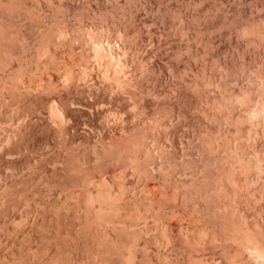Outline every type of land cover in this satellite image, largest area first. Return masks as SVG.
<instances>
[{
	"label": "rangeland",
	"instance_id": "obj_1",
	"mask_svg": "<svg viewBox=\"0 0 264 264\" xmlns=\"http://www.w3.org/2000/svg\"><path fill=\"white\" fill-rule=\"evenodd\" d=\"M23 1L0 14V264H263L264 0Z\"/></svg>",
	"mask_w": 264,
	"mask_h": 264
},
{
	"label": "bare ground",
	"instance_id": "obj_2",
	"mask_svg": "<svg viewBox=\"0 0 264 264\" xmlns=\"http://www.w3.org/2000/svg\"><path fill=\"white\" fill-rule=\"evenodd\" d=\"M18 1H19L18 4H20V2H22L23 0H22V1H21V0H0V14H2V16H5V17H6V20H7V18H9V19L11 18V19H12V22H15L16 19L22 18V17H19V16H18L19 18H16V14L13 13V11L10 12V10L12 9V6L14 7L15 4L17 5V2H18ZM25 1H26V0H25ZM29 1H30V0H29ZM29 1H26V2H29ZM44 1H45V0H44ZM60 1H61V0H60ZM23 2H24V1H23ZM30 2H34V1H30ZM30 2H29V3H30ZM45 2H46V1H45ZM52 2H53V1H52ZM52 2H50V3H52ZM39 3H41V2H39ZM24 4H25V2H24ZM47 4H48V3H47ZM47 4H46V5H47ZM52 4H53V3H52ZM52 4H51V5H52ZM59 4H60V3H59ZM21 5H23V3L20 4L19 7L15 6L13 9H15V10L17 9V10H18V8L22 7ZM28 5H29V4H28ZM30 5H32V4H30ZM38 5H39L38 7L40 8V5H41V4H38ZM25 6H26V5H25ZM32 6H33V5H32ZM35 6H36V3H35ZM48 6H49V5H48ZM48 6H47V7H48ZM52 6H53V5H52ZM26 7H27V6H26ZM36 7H37V6H36ZM10 8H11V9H10ZM34 8H35V7H34ZM13 9H12V10H13ZM22 9H23V8H22ZM26 9H27V8H26ZM26 9H25V10H26ZM28 9H29V6H28ZM28 9H27V10H28ZM31 9H32V8H31ZM15 10H14V11H15ZM27 10H26V11H27ZM33 10H34V9H33ZM8 11H9V12H8ZM36 11H38V10H36ZM2 12H3V13H2ZM17 12H18V11H17ZM17 12H16V13H17ZM22 12H23V11H22ZM30 12H32V11L30 10ZM42 12H43V11H42ZM4 13H6V14H4ZM9 13H13V14L15 15V16H13L14 18H16L14 21H13L14 18L12 17V15H11V17H10V14H9ZM19 13H20V12H18L17 15H18ZM24 13H25V12H24ZM33 13H34V12H33ZM33 13H31V14H33ZM8 14H9V16H8ZM26 14H27V13H26ZM34 14H36V12H35ZM42 14H43V13H42ZM6 15H7V16H6ZM27 15H30V14H27ZM36 15H37V14H36ZM39 15H40V17H41V14H39ZM39 15H38V16H39ZM30 16H31V15H30ZM38 16H37V18H38ZM34 17H35V16H34ZM34 17H33V19H34ZM40 17H39V18H40ZM46 17H48V16H46ZM35 19H36V18H35ZM40 19H42V18H40ZM44 19H45V18H44ZM1 20H2V21H5V20L0 16V22H2ZM19 20H20V19H19ZM24 20H26V19H24ZM31 20H32V19H31ZM45 20H46V19H45ZM48 20H49V19H48ZM9 21H10V20H9ZM9 21H7V23H8ZM27 21H28V20H27ZM33 21H34V20H33ZM40 21H41V20H40ZM49 21H50V20H49ZM16 22H17V21H16ZM23 22H24V21H23ZM23 22H21V23H23ZM31 22H32V21H31ZM2 23H3V25H4V22H2ZM2 23H0V36H1L0 41L4 40V41H2V42H5V41H6L7 44H9V45H7V44H5V43H4V46H2V44H0V45L4 48V50L7 49V48H5V45H6V46H12V49H13V45H14V43H11V42H10V43L12 44V45H10V43H8V41H7V38H9V36H11L10 33H12V37H13V36L15 37L14 34H16L17 32L14 33L15 31H12V29H11L12 32L9 31V28L12 27V26H14V25L11 26V21H10V23H9L10 26H9L8 28L6 27L7 24L5 25L6 30L4 29L5 27L2 28V26H1ZM5 23H6V22H5ZM39 23H40V22H39ZM9 24H8V25H9ZM17 24H19V22H17ZM41 24H42V23H41ZM46 24H47V23H46ZM16 26H17V25H15V27H16ZM20 26H21V25H20ZM37 26H38V25H37ZM39 26H41V25H39ZM47 26H48V24H47ZM18 27H19V26H18ZM44 27H46V25H44ZM20 28H21V27H20ZM38 28H39V27H38ZM47 28H48V27H47ZM47 28H46V29H47ZM7 29H8V30H7ZM17 29H18V28H17ZM40 29H43V31H44L45 28L41 27ZM40 29H39V30H40ZM15 30H16V28H15ZM23 30H25V29H23ZM61 30H62V29H61ZM64 30H65V29H64ZM4 31H5V32H4ZM7 31H8V34H6ZM43 31H42V32H43ZM9 32H10V33H9ZM18 32H19V29H18ZM21 32H22V31H21ZM46 32L49 33L47 30H46ZM46 32L43 33V36H44V34H47ZM51 32H52V31H51ZM51 32H50V33H51ZM62 32H63V31H62ZM22 33H23V32H22ZM22 33H21V34H22ZM60 33H61V31H60ZM40 34H42L41 31H40ZM54 34L56 35V33H54ZM58 34H59V33H58ZM58 34H57V35H58ZM61 34H62V33H61ZM3 35H4V36L8 35V36H7V38H6V37H4ZM16 35H19V33H17ZM23 35H24V34H23ZM51 35H52V34H51ZM51 35H50V37H51ZM2 36H3V37H2ZM43 36H42V37H43ZM53 36H54V35H53ZM58 36H60V35H58ZM61 36H62V35H61ZM66 36H68V34H67ZM12 37H11V39L9 38L8 40L12 41ZM14 37H13V38H14ZM17 37H18V39H19V36H17ZM20 37H21V35H20ZM23 37H24V36H23ZM48 37H49V35H48ZM50 37L48 38L49 41H50ZM62 37H63V36H62ZM62 37H61V38H62ZM3 38H4V39H3ZM24 38H25V37H24ZM57 38H58V37H57ZM16 39H17V38H16ZM63 39H66V37L63 38ZM19 40H20V39H19ZM19 40H18V42H19ZM22 40H24V39H22ZM26 40H27V39H26ZM28 40H29V39H28ZM54 40H56V39H53L52 41H54ZM57 40L60 41V39H57ZM57 40H56V41H57ZM52 41H50V42L52 43ZM65 41H67V40H65ZM14 42H15V41H14ZM21 42H22V41H21ZM24 42H25V41H24ZM26 42H27V41H26ZM29 42H30V40H29ZM50 42H49V43H50ZM63 42H64V41H63ZM97 42H98V41H97ZM97 42H96V43H97ZM99 42H100V41H99ZM16 43H17V42H16ZM16 43H15V44H16ZM105 43H106V42H105ZM108 43H110V42H108ZM113 43H114V42H113ZM115 43H116V42H115ZM115 43H114V44H115ZM26 44H27V43H26ZM31 44H32V43H31ZM31 44H30V46L28 45V47L25 48V49H28V48L30 47V49H28V50H31V47H32ZM64 44H65V42H64ZM89 44H90V43H88V45H89ZM99 44H101V43H99ZM111 44H112V42H111ZM16 45H17V44H16ZM24 45H25V44H24ZM49 45H50V44H49ZM59 45H60V44H59ZM62 45H63V44H62ZM85 45H86V44H85ZM97 45H98V44H97ZM97 45H96V46H97ZM105 45H107V44H105ZM116 45H117V44H116ZM1 46H0V49H2ZM18 46H19V45H18ZM53 46H54V45H53ZM53 46H52V47H53ZM55 46H56V45H55ZM63 46H66V45H63ZM91 46H92V45H91ZM93 46H94V45H93ZM96 46H95V47H96ZM99 46H101V45H99ZM107 46H108V45H107ZM117 46H118V45H117ZM23 47H24V46H23ZM57 47H58V46H57ZM60 47H61V46H60ZM60 47H59V48H60ZM97 47H98V46H97ZM8 48H9V47H8ZM33 48H34V46H33ZM54 48H55V47H54ZM61 48H62V47H61ZM99 48H100V47H99ZM102 48L104 49L105 46L102 47ZM107 48H108V47H107ZM112 48L114 49V47H112ZM112 48H111V49H112ZM118 48H119V47H118ZM9 49H10V48H9ZM9 49H8V50H9ZM12 49H11V50H12ZM20 49H21V48H20ZM23 49H24V48H23ZM47 49H48V47H47ZM47 49H46V50H47ZM50 49H51V47H50ZM57 49H58V48H57ZM95 49H97L96 52L94 51L95 53H97V52L99 53V52H100V51H99L100 49H99V50H98V48H95ZM105 49H106V48H105ZM105 49L102 50V52L105 51ZM4 50H3L2 52H6V53H5V54H6V58H8L9 56H7V53H8L9 51H7V50L4 51ZM14 50H17V46H15V49H14ZM92 50H93V49H92ZM92 50H91V51H92ZM0 51H1V50H0ZM23 51H24V50H23ZM26 51H27V50H26ZM26 51H25V53H26ZM49 51H50V50H49ZM49 51L47 50L48 53H49ZM51 51H52V50H51ZM51 51H50V52H51ZM57 51H58V50H57ZM116 51H117V50H116ZM12 52H13V51H12ZM110 52H111V51H110ZM30 53H31V52H30ZM38 53H39V52H38ZM38 53H37V55H38ZM42 53H44L43 55L46 56V52H42ZM106 53H107V52H106ZM116 53H117V52H116ZM3 54H4V53H3ZM8 54H9V53H8ZM14 54H15V53H14ZM53 54H54V53H53ZM99 54H100V53H99ZM99 54H98V55H99ZM0 55H1V56H0V58H1V57H2V54H0ZM29 55H30V54H29ZM33 55H34V54H33ZM43 55L40 56V54H39L40 58L43 57ZM50 55H52V54L49 53V57H50ZM95 55H96V54H95ZM106 55H107V54H106ZM109 55H112V54L110 53ZM3 56H4V55H3ZM15 56H16V54H15ZM15 56H14V57L12 56V59L15 58ZM47 56H48V55H47ZM101 56H102V53H101ZM104 56H105V55H104ZM33 57H34V56H33ZM51 57H52V56H51ZM94 57H95V56H94ZM98 57H99V56L96 55V59H97ZM102 57H103V56H102ZM3 58H4V57H3ZM9 58H10V57H9ZM38 58H39V57H38ZM52 58H53V60H54V58H56V56H55V57H52ZM100 58H101V57H100ZM10 59H11V58H10ZM10 59H9V60H10ZM15 59H16V58H15ZM50 59H51V58H50ZM102 59H103V58H102ZM13 60H14V59H13ZM37 60H38V59H37ZM40 60H41V59H40ZM40 60H38V61H40ZM97 60H98V59H97ZM100 60H101V59H100ZM1 61H3V60H1ZM1 61H0V63H1ZM41 61H42V60H41ZM101 61H102V60H101ZM7 62H8V61H7ZM13 62H14V61H13ZM47 62H48V61H47ZM45 63H46V60H45ZM50 63H51V62H50ZM55 63H56V61H55ZM3 64H4V62H3ZM9 64H10V63H9ZM43 64H44V62H43ZM52 64H53V63H52ZM52 64H51V65H52ZM1 65H2V64H1ZM4 65H6V64H4ZM47 65H48V64H47ZM47 65H46V67H47ZM8 66H11V64L8 65ZM8 66H5L4 69H6V67L8 68ZM3 67H4V66H3ZM48 67H49V66H48ZM4 69H3V71H4ZM3 75H4V73H3ZM259 78H261V77H259ZM263 78H264V77H263ZM261 79H262V78H261ZM258 80H259V79H258ZM261 81H262V80H261ZM263 82H264V80H263ZM263 82H262V83H263ZM258 86H259V85H258ZM260 86H261V83H260ZM263 86H264V85H263ZM261 87H262V86H261ZM262 90H263V89H262ZM254 107H255V106H254ZM254 107H253V108H254ZM262 107H263V106H262ZM262 107H261V108H262ZM251 108H252V107H251ZM257 108H258V107H257ZM257 108H256V109H257ZM261 108H259V109H261ZM256 109H254V111H255ZM248 110H250V109H248ZM246 111H247V110H245V112H246ZM254 111L251 110V111H250V114L252 115V114L257 113L256 111H255V112H254ZM258 111H259V110H258ZM262 111H263V110H262ZM260 113H261V112H260ZM245 114H246V113H245ZM247 114L249 115V112H248ZM247 114H246V115H247ZM257 114H258V113H257ZM262 114H263V113H262ZM251 115H249V116H251ZM255 115H256V114H255ZM259 115H261V114H259ZM259 115H257V116H259ZM257 116H255V117H257ZM261 116H262V115H261ZM252 117H253V116H252ZM252 117H251V118L249 117V118L252 119ZM263 117H264V116H263ZM263 117H262V118L258 117V118H260V120H261V119H263ZM247 118H248V117H247ZM258 118H256V120H257ZM250 119H248V120H250ZM254 119H255V118H254ZM252 120H253V119H252ZM263 120H264V119H263ZM253 121H254V120H253ZM253 121H250V122L252 123ZM258 121H259V120H258ZM256 122H257V121H256ZM263 122H264V121H263ZM263 122H262V123H263ZM258 123H259V122H258ZM262 123H261L260 125H262ZM263 125H264V123H263ZM209 151H210V150H209ZM211 152H212V151H211ZM255 156H256V155H255ZM257 157H259V156H257ZM238 158H239V157H238ZM261 158H262V157H261ZM257 159H259V158H257ZM262 160H263V159H262ZM239 161H240V162L237 161V163H240V165H241V160H240V158H239ZM255 161H256V160H254V162H255ZM258 161H259V160H258ZM258 161H257V162H258ZM260 161H261V160H260ZM263 162H264V160H263ZM263 162H262V163H263ZM231 163H232V162H231ZM262 163H261V164H262ZM227 164H228V163H227ZM234 164H235V163H234ZM234 164H231V165H234ZM248 164H249V163H248ZM252 164H253V163H252ZM263 164H264V163H263ZM263 164H262V165H263ZM253 165H254V164H253ZM253 165H252V166H253ZM256 165H257V164H256ZM258 165L260 166V164H258ZM262 165H261V166H262ZM235 166H236V165H235ZM248 166H250V165H248ZM254 166H255V165H254ZM259 166H258V167H259ZM242 167H243V165H242ZM242 167H241V169L244 171V169H243ZM229 168H230V167H229ZM233 168H234V166H233ZM239 168H240V167H239ZM239 168H237V169H239ZM244 168H246V167H244ZM255 168H256V167H255ZM262 168H263V167H262ZM262 168H261V169H262ZM230 169H231V168H230ZM235 169H236V168H235ZM241 169H240V170H241ZM256 169H258V168H256ZM263 169H264V168H263ZM242 170H241V171H242ZM252 170H253V169H252ZM254 170H255V169H254ZM243 171H242V172H243ZM256 171H258V170H256ZM259 171H260V170H259ZM259 171H258V172H259ZM262 171H263V170H262ZM262 171H260V173H261ZM231 172H232V171H231ZM240 173H241V172H240ZM260 173H258V174L255 173V174H256V176H259ZM227 174H228V173H227ZM247 174H248V173H247ZM262 174H264V173H262ZM262 174H261V175H262ZM242 175L244 176V175H245V172H243ZM222 176H223V175H222ZM225 176H226V175H225ZM225 176H224V177H225ZM231 176H233V178H234V175H231ZM235 177H237V176H235ZM241 177H242V176H241ZM246 177H248V176L246 175ZM250 177H252V176H250ZM221 178H222V177H221ZM227 178L229 179L228 176H226V180H228ZM230 178H231V177H230ZM248 178H249V177H248ZM254 178H255V175H254ZM239 179H240V177H239ZM239 179H238V180H239ZM251 179H252V178H251ZM257 179H258V178H257ZM226 180H225V183L227 182ZM233 180H234V179H233ZM233 180H232V178L230 179V181H231L232 183L237 181L236 179H235L236 181H233ZM241 180H242V179H241ZM228 181H229V180H228ZM230 181H229V182H230ZM245 181H246V180H245ZM249 181H250V183H251V180H249ZM249 181H248V183H249ZM254 181H255V179H254ZM254 181H253V183H256V182H254ZM256 181H257V180H256ZM229 182H228V184H229ZM240 182H241L242 185H243V182H242V181H240ZM221 183H223V180H222ZM225 183H224V184H225ZM232 183H230V184H232ZM237 183H238V182H237ZM241 183H239V185H240ZM245 183H246V182H245ZM224 184H223V185H224ZM230 184H229V185H230ZM223 185H220V186H222V188H223ZM232 185L235 186L236 183H235V185H234V183H233ZM232 185H231V187H232ZM248 185H249V184H248ZM246 186H247V185H246ZM249 186H250V185H249ZM257 186H259V185H257ZM218 187H219V186H218ZM228 187H229V186H228ZM231 187H230L229 189H231ZM240 187H241V186H240ZM232 188H233V187H232ZM243 188H244V187H243ZM249 188H250V187H249ZM253 188H254V187H252V188H250V189L252 190ZM257 188H258V187H257ZM260 188H261V187H260ZM226 189H227V187H226ZM234 189H235V187H234ZM238 189H239V188H238ZM254 189H255V188H254ZM212 190H214L213 187H212ZM221 190H222V189H221ZM231 190H233V189H231ZM231 190H229V191H231ZM240 190H241V188H240ZM242 190H244V189H242ZM242 190H241V191H242ZM247 190H248L249 193H250V190H249L248 188H247ZM222 191H223V190H222ZM225 191H226V190H225ZM225 191H224V192H225ZM234 191H235V190H234ZM256 191H257V190H256ZM224 192H222V194H224ZM231 192H232V191H231ZM239 192H240V191H239ZM244 193H245V191H244ZM253 193H254V192H253ZM253 193H252V195H253ZM225 194H226V192H225ZM225 194L223 195V197H225ZM228 194H229V193H228ZM233 194H234V196H235V192H234ZM255 194H256V192H255ZM257 194H258V193H257ZM257 194H256V196H257ZM259 194H260V193H259ZM263 194H264V193H263ZM231 195H232V193H231ZM231 195L229 194V196H231ZM236 195H237V194H236ZM250 195H251V194H250ZM250 195H248L247 197L249 198ZM252 195H251V196H252ZM260 195H261V194H260ZM226 196H227V195H226ZM244 196H245V195H244ZM251 196H250V201H251L252 199L254 200V197L252 198ZM258 196H259V195H258ZM237 197H238V196H237ZM263 197H264V195L262 196V200H263ZM230 198H231V197H230ZM235 198H236V197H235ZM240 198H242L241 195H240ZM248 198H246L247 201H248ZM227 199H228V198H227ZM242 199H243V198H242ZM224 200H225V198H224ZM224 200H223V201H224ZM234 200H235V199H234ZM236 200H237V199H236ZM253 200H252V201H253ZM258 200L261 201V199H259V198H258ZM258 200H257V201H258ZM226 201H227V200H226ZM232 201H233V199H232ZM236 202H238V201H236ZM236 202H235V203H236ZM240 202H241V201H240ZM240 202H239V203H240ZM242 202H245V201H242ZM253 202L255 203V201H253ZM261 202H263V201H261ZM261 202H260V203H261ZM239 203H238V204H239ZM248 203H249V202H248ZM250 203H251V202H250ZM256 203L259 204V202H256ZM226 204H227V203H226ZM226 204L224 203L223 205H226ZM228 204H229V202H228ZM228 204H227L226 207H228ZM241 204H243V203H241ZM244 204H245V203H244ZM258 204H257V205H258ZM230 205H231V204H230ZM245 205H246V204H245ZM251 205H252V203H251L250 205H248V206H251ZM253 205H254V204H253ZM261 205H262V204H261ZM242 206H243V205H242ZM255 206H256V205H255ZM224 207H225V206H224ZM226 207H225V208H226ZM230 207H231V206H230ZM230 207H228V208H230ZM235 207H236V206H234V208H235ZM251 207H252V206H251ZM251 207H249V208H251ZM262 207H263V206H262ZM209 208H210V207H209ZM231 208H233V207H231ZM236 208H237V207H236ZM242 208H245V207H242ZM252 208H253V207H252ZM252 208H251V209H252ZM254 208H255V207H254ZM258 208H259V207H258ZM207 209H208V208H206V210H207ZM210 209H211V208H210ZM245 209H247V208H245ZM256 209H257V208H256ZM256 209H255V210H256ZM262 209H263V208H262ZM227 210H228V209H227ZM231 210H232V209H231ZM231 210H230V211L228 210L229 213L231 212ZM236 210H237V209H236ZM252 210H253V209H252ZM232 211H233V210H232ZM237 211H238V210H237ZM242 211H243V209H242ZM245 211H246V210H245ZM247 211H249V210H247ZM263 212H264V211H263ZM227 213H228V212H227ZM235 213H236V211H235ZM254 213L257 214L255 211H254ZM260 214H261V213H260ZM262 214H263V213H262ZM226 215H227V214H226ZM257 215H258V214H257ZM253 216H254V215H253ZM261 216H262V215H261ZM255 218H256V217H255ZM263 218H264V216H263ZM257 219H259V217H258ZM255 221H258V222H259V220H255ZM255 221H254V222H255ZM173 222H175V221H173ZM252 222H253V221H252ZM178 223H179V222H178ZM236 223H237V222H236ZM246 223H247V222H246ZM234 224H235V223H231V225H234ZM239 224H240V223H239ZM239 224H238V225H239ZM243 224H244V223H242L241 225H243ZM248 224H249V223H248ZM248 224H247V227H248ZM260 224H261V222H260ZM181 225H182V224H181ZM181 225H180V226H181ZM231 225H230V228H231V231H232V227H233V226H231ZM235 225H236V224H235ZM245 225H246V224H244V226H245ZM255 225H257V222H256ZM175 226H176V225H175ZM183 226H184V225H183ZM258 226H260V225H258ZM263 226H264V225H263ZM181 227H182V226H181ZM194 227H195V226H194ZM240 227H241V226H240ZM240 227H239L237 230L243 228V227H241V228H240ZM253 227H254V224H253ZM256 227H257V226H256ZM261 227H262V226H261ZM200 228L203 229V227H200ZM254 228H255V227H254ZM263 228H264V227H263ZM181 229H182V228H181ZM202 229H200V230H202ZM244 229H245V228H244ZM247 229H248V228H247ZM259 229H260V228H259ZM194 230H195V232H196L197 228H194ZM204 230H205V228H204ZM204 230H203V231H204ZM249 230H250V233H251V234H250V235L247 234V236L249 235V237H251V236L253 237V234H252V232H251L252 230L250 229V226H249ZM180 231H181V230H180ZM206 231H207V230H206ZM206 231H204V232L207 233ZM219 231H220V230H219ZM219 231H218V233L221 235L222 233L219 232ZM225 231H226V230H225ZM235 231H236V230H235ZM240 231H241V230H240ZM244 231H246V230H244ZM255 231H257V230H255ZM255 231H254V232H255ZM263 231H264V230H263ZM200 232H201V231H200ZM246 232H247V231H246ZM246 232H244V233L246 234ZM248 232H249V231H248ZM261 232H262V231H261ZM261 232L258 230V233L260 234V235H259L260 237H262L261 235L264 234V232H262V234H261ZM198 233H199V231H198ZM198 233H196V234L199 235L200 233H199V234H198ZM209 233L212 234V235L217 234L216 236H218V233H216V232H214V234L211 233V232H209ZM209 233H208V234H209ZM229 233L232 234V232H230V231H229ZM229 233H228V234H229ZM133 234H134V233H133ZM210 234H209V235L201 234V235H203V236H204V235H205V236H210ZM228 234L226 235V232H225V235L227 236V241H228L230 238H232V237L230 236L229 239H228V236H229ZM238 234H239V235H238ZM238 234H237V236L239 237V236H240V233H238ZM245 234H244V235H245ZM256 234H257V233H256ZM192 235H194V234H192ZM197 235H196V236H197ZM201 235H199V236H201ZM244 235H243V236H244ZM186 236H187V235H186ZM203 236H202V237H203ZM255 236H257V235H255ZM187 237H188V236H187ZM191 237H193V236H191ZM202 237H201V238H202ZM212 237H213V236H212ZM221 237H224V235H222ZM235 237H236V236H235ZM249 237L246 238V235H245V238H246V240L244 239L245 242H247V239H248V241L250 242V238H249ZM260 237H259V239H261ZM181 238H182V237H181ZM185 238H186V237H185ZM199 238H200V237H199ZM199 238H198V240H197V239H196V240H197V241H199V240L202 241V239H199ZM204 238H205V237H204ZM204 238H203V241H202V242H204L203 244L207 243V242H205L206 240H204ZM214 238H216V237L214 236L213 239H214ZM224 238H225V237H224ZM224 238H223V239H224ZM257 238H258V237H257ZM262 238L264 239V236H263ZM186 239H187V238H186ZM193 239H194V238H193ZM193 239H192V240H193ZM206 239H208V237H207ZM209 239H210V238H209ZM217 239H218V238H217ZM217 239H216V240H217ZM225 239H226V238H225ZM234 239H235V238H234ZM234 239H233V241H234ZM241 239H242V236H241ZM255 239H256V238H254V240H255ZM259 239H257L256 241H258ZM263 239H262V240H263ZM188 240H189V239H187V241H188ZM192 240H191V241H192ZM194 240H195V239H194ZM196 240H195V241H196ZM211 240H212V238H211ZM216 240H215V242H216ZM221 240H222V239H221ZM237 240H238V238H237ZM242 240H243V239H242ZM262 240H260V241H262ZM191 241H190V243H191ZM201 241L199 242L200 244H201ZM213 241H214V240H213ZM217 241H218V240H217ZM222 241L224 242V240H222ZM238 241L240 242L241 240L239 239ZM252 241H253V240H252V238H251V243H252ZM256 241H254V242H256ZM260 241H259V242H260ZM209 242H210V241H209ZM215 242H213V243H215ZM220 242H221V241H220ZM220 242H219V243H220ZM242 242H244V241H242ZM242 242H241V243H242ZM185 243H189V242H185ZM190 243H189V244H190ZM197 243H198V242H197ZM213 243H212V245L214 246ZM217 243H218V242H217ZM229 243H231V242H229ZM232 243H233V242H232ZM263 243H264V242H262V244H263ZM132 244H133V243H132ZM167 244H169V243H167ZM193 244H194V243H193ZM200 244H197V247L200 246ZM207 244H210V243H207ZM220 244H221V243H220ZM236 244H237V243H236ZM244 244H245V243H244ZM248 244H249V243H248ZM258 244H260V243H258ZM258 244H256V245L258 246ZM262 244H261V246H262ZM195 245H196V244H195ZM225 245H226V244H225ZM232 245H233V244H232ZM234 245H235V244H234ZM240 245H241V247H242V244H240ZM249 245L252 246L253 243H252V245H251V244H249ZM130 246H131V245H130ZM191 246H192V244H191ZM209 246H211V245H209ZM217 246L220 247L221 245H220V246H219V245H216V247H217ZM223 246H224V245H223ZM229 246H230V245H229ZM236 246H238V245H236ZM243 246H244V245H243ZM245 246H246V245H245ZM247 246H248V245H247ZM250 246H249V247H250ZM200 247H201V246H200ZM205 247H206V246H205ZM218 247H217V248H218ZM221 247H222V246H221ZM232 247H233L232 249H234V246H232ZM249 247H248V248H249ZM262 247H264V245H263ZM194 248H195V247H194ZM203 248H204V246H203ZM229 248H231V247H229ZM229 248H226V247H225V248H222V249H224V250L228 249L227 251H225V257H224V259L226 258V252L229 251ZM235 248H236V247H235ZM238 248H239V247H237V249H238ZM250 248H251V247H250ZM250 248H249V250L252 251V249H250ZM252 248H253V247H252ZM213 249H216V248L213 247ZM242 249H243V248H242ZM242 249H241V250H242ZM244 249H246V247H244ZM244 249H243V250H244ZM257 249H258V251H257ZM257 249H254V250L257 251V253H255V254H256L257 257H259V258L261 257V258H260L261 260H262V259L264 260V258H262V255L259 256V253H260V252H261L260 254H263V256H264V249H263V248H260V249H263V251H260L259 247H258ZM196 250H197V249H196ZM216 250H217V249H216ZM224 250H223V251H224ZM239 250H240V249H239ZM241 250H240V251H241ZM211 251H213V250H211ZM221 251H222V250H221ZM232 251H233V250H232ZM234 251H236V250H234ZM199 252H200V250H199ZM213 252H214V251H213ZM236 252L240 253L239 251H236ZM246 252H247V249H246L245 253H246ZM252 252H253V251H252ZM200 253H201V252H200ZM229 253H231V252H229ZM229 253H228V254H229ZM233 253H234V252H233ZM233 253H231V254L233 255ZM238 253H237V255H238ZM247 253H248V252H247ZM249 253H250V252H249ZM213 254H214V253H213ZM218 254H219V253H218ZM220 254H221V253H220ZM231 254H230V255H231ZM234 254L236 255V253H234ZM241 254L244 256V251L241 252ZM251 254H252V253H251ZM255 254L253 253V255H255ZM123 255H124V254H123ZM188 255H189V254H188ZM215 255H216V254H215ZM223 255H224V254H223ZM242 255H240L238 258H237L236 256H234V258H235V257L237 258V260H236V259H234V260H236V262H237L238 259H239V260H241L240 262H245V261L243 260L244 258L242 257ZM189 256H190V255H189ZM213 256H214V255H213ZM217 256H219V255H217ZM220 256H221V255H220ZM220 256H219V257H220ZM228 256H229V255H228ZM228 256H227V257H228ZM247 256H248V255H247ZM251 256H252V255H251ZM251 256H249V261H252V259H250ZM232 257H233V256H232ZM232 257L229 256V258H231V259H232ZM254 257L256 258V256H254ZM217 258H218V257H217ZM221 258H222V256H221ZM245 258H246L245 260L248 262V258H247V257H245ZM214 259H215V258H214ZM226 259H227V258H226ZM253 259H254V258H253ZM221 260H222V259H221ZM221 260H220V261H221ZM234 260L232 259V261H234ZM242 260H243V261H242ZM256 260H257V259H256ZM261 260H258V261H261ZM215 261H216V259H215ZM220 261L218 260V262H220ZM212 262H213V261H212ZM218 262H217L216 264H218ZM230 262H231V260H230ZM240 262H237V263H240ZM252 262H253V261H252ZM245 263H246V262H245ZM261 263H262V262H261ZM229 264H230V263H229ZM231 264H232V263H231ZM240 264H243V263H240ZM246 264H247V263H246ZM249 264H250V262H249ZM251 264H252V263H251ZM257 264H258V263H257ZM263 264H264V262H263Z\"/></svg>",
	"mask_w": 264,
	"mask_h": 264
}]
</instances>
